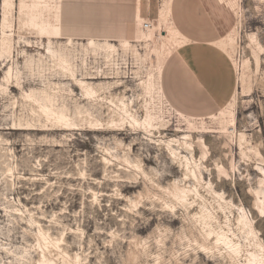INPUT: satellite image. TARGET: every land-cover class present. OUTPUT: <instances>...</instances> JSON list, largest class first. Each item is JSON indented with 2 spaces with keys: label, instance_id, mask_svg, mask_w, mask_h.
I'll return each instance as SVG.
<instances>
[{
  "label": "rangeland",
  "instance_id": "1",
  "mask_svg": "<svg viewBox=\"0 0 264 264\" xmlns=\"http://www.w3.org/2000/svg\"><path fill=\"white\" fill-rule=\"evenodd\" d=\"M175 1L137 0L135 36L136 0H66L64 19L99 24L94 34L108 41H96L115 46L107 55L83 50L86 35L58 37L59 0H0V82L9 67L21 82L13 88L10 79L0 98V264L15 260L8 250L27 251L24 263L38 264L44 247L38 227L59 241L57 248L46 244L56 264H229L226 255L211 258L199 248L203 228L192 215L199 216L201 204L214 228L226 216L234 223L245 209L254 236L239 234L242 259L251 243L264 245V208L256 203L264 207V0H186L223 52L217 67L223 102L213 106L197 93L192 115L173 106L163 88L169 56L187 42L172 18ZM104 23L112 32L103 31ZM126 28L131 41L123 49L117 36ZM150 28L154 40L145 36ZM44 45L77 49L75 79L93 84L92 97L62 73L43 84L39 72L61 71L38 62ZM48 85L59 87L71 111L84 105L99 116L97 131L10 130L13 112L35 115L24 91ZM123 106L138 124L107 130ZM4 161L11 171L1 168ZM176 183L189 204L170 195ZM30 215L38 225H30Z\"/></svg>",
  "mask_w": 264,
  "mask_h": 264
},
{
  "label": "bare ground",
  "instance_id": "2",
  "mask_svg": "<svg viewBox=\"0 0 264 264\" xmlns=\"http://www.w3.org/2000/svg\"><path fill=\"white\" fill-rule=\"evenodd\" d=\"M142 20L143 19H141V27L144 29H148L150 26L145 27L144 21ZM137 24L138 23L136 20L135 27H137ZM153 29L154 28H150L148 30L149 33L145 34V36L149 38L151 37L154 40V35L152 33ZM69 42H71V40H69ZM120 45L123 49H126L130 45L129 39L121 40ZM80 46L86 52L89 49H91L92 51L100 49L107 55L115 50L114 45L107 44L106 42L103 44H99L94 39H89L86 45L81 44ZM44 50L45 52L38 53V62L40 64H49L50 62L52 63V65L60 67L61 71H56L53 68L49 67V72L47 75L45 73L42 74L39 72L38 76L41 78L43 84L44 81L48 79V77L50 78V76L62 73L63 75H67L69 79H74L76 81V84L83 89L86 98H90L93 96V94L95 93L93 84L80 79H75V71L77 70V67L74 63L78 58V54L76 52L77 49L69 48L67 45H58L57 48H51L49 45H44ZM153 54L154 53H151L150 55L151 59L154 58ZM12 69V67H9L7 69L4 77L2 78V81L0 82V98L2 97L3 93L7 92L9 88L8 83L13 77L15 85H11V87H21L18 70H16L14 74ZM100 78L107 77L102 76ZM12 81L13 80H11V82ZM5 82L6 85H3ZM46 87L47 86H45V88H39L38 90L30 89L29 91H24L22 96L25 99L31 101V111L35 115L34 117L26 118V116L24 115H15L13 112L11 114L13 115V117L11 118L13 126L9 128L10 130H47L45 128H47L48 126H56L57 128L55 130L71 131L75 128H79L80 126L87 125V127H89L88 129L97 131V128L95 127L102 125V121L99 116L89 112L84 105H76L74 107V110L71 111L66 102H60V98H62L63 96L60 94L58 86L53 88L49 87L48 85L49 89H47ZM55 89H57V91H55ZM69 91L72 92V90ZM116 115V118H110V120L108 121L109 124L107 130H118L120 129L119 127L126 121L133 125L138 124V121L129 112L126 106H123L120 110L116 111ZM170 141H174V139ZM169 149L171 151H174L171 145H169ZM3 163L4 164L1 166V168L5 169V171H11V166L9 164H6L5 161ZM257 194H259V192H257ZM170 195H172L178 201L183 202L184 204H189V202L187 201V190L185 189V187L179 186V184L177 183L173 185L172 190L170 191ZM256 201L258 209L263 212L264 207L260 205L258 199ZM200 208L201 209L199 212V216L197 217V214L195 213L192 216H195V220L199 218V222L202 225L203 243H198V245L200 249H202L206 253H210L206 255L210 256L211 258H214L216 255L222 257L226 255L229 259V264H264V245L260 241L251 243V249L245 253L244 259H242V256L244 255L243 250L245 242L243 238L239 237V234L245 235V237L254 236V229L251 226L252 219L248 216L243 207L239 208L238 215L234 223L231 222L230 219L226 216L224 224L221 226L219 225L218 228H214L212 224L213 217L210 211H208V209L205 207V205L201 204ZM27 221L30 223V225H33L37 222V220L32 215L28 216ZM234 224H236V230H234ZM37 235L38 238L44 239V247H42V245H39V247H41V257H39L40 259L38 261V264H56L53 259H49V256L46 255L50 254L49 246L46 244L48 243L50 246H54L57 248L59 241L57 239H53L49 234H47V232L45 233L41 229V227H38ZM204 242H207L208 244H205ZM214 250L218 251L219 254H214ZM8 252L12 254L15 259L14 261H9L8 264H25V255L29 254L27 251L21 253L25 255H18L14 250H8ZM171 256L177 257L176 254H172ZM76 260H79L78 256H76ZM210 260L211 259H208V261Z\"/></svg>",
  "mask_w": 264,
  "mask_h": 264
},
{
  "label": "crops",
  "instance_id": "3",
  "mask_svg": "<svg viewBox=\"0 0 264 264\" xmlns=\"http://www.w3.org/2000/svg\"><path fill=\"white\" fill-rule=\"evenodd\" d=\"M184 3V4H183ZM172 6V18L178 26L182 36L187 39L180 47L176 48L169 56L166 62V76L163 80V88L166 97L169 101L178 108L179 111L185 114H195L199 98L197 93H201L204 100L209 101L213 106H221L222 100L219 97L221 90V78L218 75V64L220 58L223 57V52L216 49L215 42L218 40L214 35V31L204 18L200 10L194 17L186 6V0H176ZM66 0H59L58 17H57V35L59 38L73 39L77 35H86L88 39H98L95 31L99 27L95 21L90 23H80L73 19H64L66 14ZM141 12V10H140ZM202 12V11H201ZM137 0L134 12V25L137 20ZM103 27L108 28L106 23ZM112 32L111 30H103ZM137 27H135V36ZM128 34H131V29L120 31L118 41L128 40ZM108 41V40H107ZM131 41V40H129ZM164 69V68H163ZM171 76L169 79L168 77ZM170 82L172 84H170ZM176 84L179 88L173 87ZM171 88H174L171 89Z\"/></svg>",
  "mask_w": 264,
  "mask_h": 264
},
{
  "label": "built area",
  "instance_id": "4",
  "mask_svg": "<svg viewBox=\"0 0 264 264\" xmlns=\"http://www.w3.org/2000/svg\"><path fill=\"white\" fill-rule=\"evenodd\" d=\"M144 26H145V27H149V26H150V22L145 21V22H144Z\"/></svg>",
  "mask_w": 264,
  "mask_h": 264
}]
</instances>
